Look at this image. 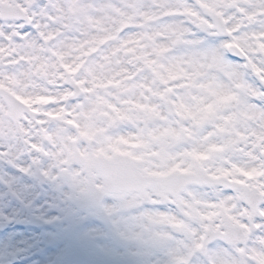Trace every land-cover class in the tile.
I'll list each match as a JSON object with an SVG mask.
<instances>
[{
	"label": "snow or ice",
	"instance_id": "obj_1",
	"mask_svg": "<svg viewBox=\"0 0 264 264\" xmlns=\"http://www.w3.org/2000/svg\"><path fill=\"white\" fill-rule=\"evenodd\" d=\"M0 163L152 264H264V0H0Z\"/></svg>",
	"mask_w": 264,
	"mask_h": 264
},
{
	"label": "rangeland",
	"instance_id": "obj_2",
	"mask_svg": "<svg viewBox=\"0 0 264 264\" xmlns=\"http://www.w3.org/2000/svg\"><path fill=\"white\" fill-rule=\"evenodd\" d=\"M115 203L116 200H111L105 205ZM56 208L54 209L56 214L52 217L55 219H52L48 230L30 242L26 247L28 252L18 254L15 252L17 247L13 242L1 240L0 264H8L11 260L29 254L36 255L33 264H61L63 258L73 253L82 254L93 260H115L134 256L138 258L140 264H152L154 256L149 247L133 239L126 240L119 235L120 231L127 232L131 226L130 217L134 215L131 210L115 217L121 221L117 230L110 219L102 216L74 217L66 208L63 209L61 216ZM160 210H163L162 206Z\"/></svg>",
	"mask_w": 264,
	"mask_h": 264
},
{
	"label": "flooded vegetation",
	"instance_id": "obj_3",
	"mask_svg": "<svg viewBox=\"0 0 264 264\" xmlns=\"http://www.w3.org/2000/svg\"><path fill=\"white\" fill-rule=\"evenodd\" d=\"M0 178V241L13 242L18 254L28 252L26 247L42 234L37 229L39 223L49 228L52 217L56 214L55 207L61 216L65 208L73 215L75 213L73 201L64 199L63 194L68 191L66 187L57 188L38 176L24 175L16 168L3 163H0ZM4 181L10 182L12 190L16 192L15 196ZM49 220L51 222H47ZM30 255L34 254L27 256Z\"/></svg>",
	"mask_w": 264,
	"mask_h": 264
},
{
	"label": "water",
	"instance_id": "obj_4",
	"mask_svg": "<svg viewBox=\"0 0 264 264\" xmlns=\"http://www.w3.org/2000/svg\"><path fill=\"white\" fill-rule=\"evenodd\" d=\"M114 199L111 196H105L103 198V203L105 200ZM73 206L77 209L75 215H81V214H89L90 212L81 204L77 202H73ZM61 264H139V261L137 258L134 257H126L121 258L118 260H111V261H92L88 258L83 257L82 255H71L69 257H66L62 260Z\"/></svg>",
	"mask_w": 264,
	"mask_h": 264
},
{
	"label": "bare ground",
	"instance_id": "obj_5",
	"mask_svg": "<svg viewBox=\"0 0 264 264\" xmlns=\"http://www.w3.org/2000/svg\"><path fill=\"white\" fill-rule=\"evenodd\" d=\"M131 211L133 212V214H134V215H136V214H137V212H136V211H133V210H131ZM134 215H133V216H134Z\"/></svg>",
	"mask_w": 264,
	"mask_h": 264
}]
</instances>
